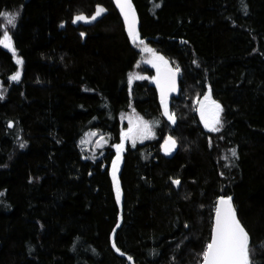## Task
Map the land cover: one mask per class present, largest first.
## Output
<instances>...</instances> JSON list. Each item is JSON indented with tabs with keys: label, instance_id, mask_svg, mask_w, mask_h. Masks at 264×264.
I'll list each match as a JSON object with an SVG mask.
<instances>
[{
	"label": "trees",
	"instance_id": "1",
	"mask_svg": "<svg viewBox=\"0 0 264 264\" xmlns=\"http://www.w3.org/2000/svg\"><path fill=\"white\" fill-rule=\"evenodd\" d=\"M132 3L135 43L112 0H0L18 14L0 16L16 54L0 45V264H201L222 196L264 264V0ZM142 45L179 69L173 123L151 70L129 83ZM209 94L216 132L198 112ZM130 110L155 137L127 144L117 202L109 167Z\"/></svg>",
	"mask_w": 264,
	"mask_h": 264
},
{
	"label": "snow or ice",
	"instance_id": "2",
	"mask_svg": "<svg viewBox=\"0 0 264 264\" xmlns=\"http://www.w3.org/2000/svg\"><path fill=\"white\" fill-rule=\"evenodd\" d=\"M118 5L121 8V12L124 15L125 22L128 26V32L130 37L133 40L138 39V35L134 30V10L132 9L130 0H117ZM103 12L102 8H97L96 16H99ZM18 14H8L0 12V16H4L7 19V23L15 27V20ZM96 16H93L92 19H95ZM86 18L82 15H78L75 17L74 23L77 21L85 20ZM143 43L142 41H140ZM0 45L4 48L9 49L13 52L15 56V49L13 47L12 39L9 36L8 32H5L3 35V39H0ZM146 51H151V49H145ZM155 59L163 61V57H155ZM16 63L21 65L23 63L22 59L17 58ZM166 63V62H165ZM154 67H158L156 64H153ZM159 71V69H158ZM178 72L179 69H176ZM20 73L19 71L11 77L12 80H19ZM143 79L144 77H129V83H131L132 79ZM173 88H174V74H173ZM172 90V89H170ZM204 100L208 102V107L211 110V120L206 118L205 116V104H201V118L204 120L205 127L209 128L210 131L216 132L219 131V128L216 125L220 124V113L222 111L221 106L212 101L209 95H205ZM161 102L165 107V115L168 116L169 120H173L174 117L169 115L167 111V103L165 99L164 89L161 90ZM12 125L9 124V127ZM133 130L129 129L128 133H124L123 136L127 138L129 133ZM140 138H147L151 135L149 130V126L144 124L143 127L139 130ZM95 135V133H92ZM23 147V145H21ZM175 147V141L169 137L164 145L163 149L165 153H169ZM117 149V161L119 160V153L123 150V144L116 145ZM232 155L235 156V150L232 151ZM116 162H114L113 168V181L114 187L116 190V198L117 202L120 200V188L119 182L116 177ZM174 184H179V180H174ZM204 264H250V256H249V237L244 228L240 225L239 221L236 219L235 212L232 208L231 198H221L218 201L217 209H216V222L215 227L213 228L212 240L207 244L206 250L203 253Z\"/></svg>",
	"mask_w": 264,
	"mask_h": 264
},
{
	"label": "rangeland",
	"instance_id": "3",
	"mask_svg": "<svg viewBox=\"0 0 264 264\" xmlns=\"http://www.w3.org/2000/svg\"><path fill=\"white\" fill-rule=\"evenodd\" d=\"M4 21H5V23H7V19L6 18L4 19ZM145 49H149V48L147 46H144V45H142L139 48L140 58L138 59V61L136 63L135 70L130 75L131 77H137V76L141 77L139 68H144V69L151 70L152 74L154 75L157 72V70L160 67H162V66L171 67L169 62L163 56H161L159 53H156L154 51H146ZM155 57H163V61L157 60V59H155ZM153 64H156L158 67H154ZM133 80H137V79L133 78L132 81ZM13 81H11V82H13ZM0 90H1V87H0ZM202 103H204V98L201 100V102L199 104L198 112H199V116H200V120L202 122V125L205 127L204 120H202V118H201V104ZM161 107H162L163 116L169 122L173 123V120H169L168 116H166L164 114L165 113L164 104H162ZM167 111L169 113L168 104H167ZM204 111H205L206 118L211 120V117L208 116L207 110L205 108H204ZM169 115H171V114L169 113ZM220 115H221V113H220ZM144 124H147L149 126V130L151 132V135H149L147 138H140L138 133H139V130L143 127ZM120 125H121L122 128L120 130L119 143L116 144V145H119V144L122 143L123 144V150L119 153V157L120 158L117 161V149H116V145H114L113 149H114V155L115 156H114V158L112 160V163L110 164V167H109V175H110V179H111V182H112V189H113V193H114V197H115L116 201H117L116 190H115L114 181H113L114 162H116V167H117L116 177H117V180H118V172H119L121 164H122V156H123V153L125 152L127 144H130L131 146H135L136 144H141L144 141L155 137V130L151 127V124L148 121L143 120L141 117H139L132 110H130V111H128V112H126V113H124V114H122L120 116ZM216 127H218V125H216ZM129 129H132L133 131L131 133H129V136L127 138H125L123 136V134L124 133H128ZM207 129H209V128H207ZM92 133H95V135H92ZM100 141H101V138L99 137V135L96 132L92 131V132H89L81 140V146H82V148L85 151H91L92 149H94L95 147H97L99 145ZM173 150H174V148L172 149L171 152L167 153V155L171 154L173 152ZM163 151H164V149H163ZM164 153H165V151H164ZM119 188H120V184H119ZM120 200H121V189H120Z\"/></svg>",
	"mask_w": 264,
	"mask_h": 264
},
{
	"label": "water",
	"instance_id": "4",
	"mask_svg": "<svg viewBox=\"0 0 264 264\" xmlns=\"http://www.w3.org/2000/svg\"><path fill=\"white\" fill-rule=\"evenodd\" d=\"M113 2V5L118 13V15L120 16L122 22H123V25L129 35V32H128V26L125 22V18H124V15L123 13L121 12V8L120 6L118 5L117 3V0H112ZM123 2V0H121V3ZM130 3H131V6H132V9L134 10V30L136 32V34L138 33V28H139V19H138V15L136 13V10H135V7L132 3V0H130ZM130 37V35H129ZM131 38V37H130ZM137 40H133L131 38V42L132 43H135L137 42ZM173 74H174V88H173ZM9 81H13L11 78H9ZM150 85L153 86L156 90V94H157V98H158V101L159 103L162 105V102H161V90L164 89V92H165V99H166V103L168 104L169 101L171 99H173L174 97H176L179 93V90H180V79H179V76L177 74V72L172 68V67H168V66H162L159 68V71L157 70V72L153 75V77L150 79ZM172 89V90H170ZM204 104H205V109L207 110V114L209 117H211V110L210 108L208 107V102H206L204 100ZM11 124V123H9ZM12 125V124H11ZM9 128H12L9 127ZM221 198H229L227 196H222L220 197L218 200H217V203H216V207H215V211H214V216H213V226H212V231H211V237H210V242L212 240V235H213V228L215 227V222H216V209H217V205H218V201L221 199ZM232 204V202H231ZM233 208V206H232ZM234 210V208H233ZM235 212V211H234ZM236 216V214H235ZM237 219V217H236ZM241 225V224H240ZM209 242V243H210ZM201 264H204V258L202 259V263Z\"/></svg>",
	"mask_w": 264,
	"mask_h": 264
}]
</instances>
